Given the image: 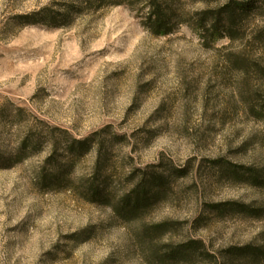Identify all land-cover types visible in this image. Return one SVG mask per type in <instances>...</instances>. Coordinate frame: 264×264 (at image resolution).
Listing matches in <instances>:
<instances>
[{
	"label": "rangeland",
	"instance_id": "374dc122",
	"mask_svg": "<svg viewBox=\"0 0 264 264\" xmlns=\"http://www.w3.org/2000/svg\"><path fill=\"white\" fill-rule=\"evenodd\" d=\"M147 1L0 0V264H264V0Z\"/></svg>",
	"mask_w": 264,
	"mask_h": 264
},
{
	"label": "trees",
	"instance_id": "16d2710c",
	"mask_svg": "<svg viewBox=\"0 0 264 264\" xmlns=\"http://www.w3.org/2000/svg\"><path fill=\"white\" fill-rule=\"evenodd\" d=\"M175 0H148V13L145 20V25L147 30L154 36H164L171 34L176 27L180 24H184L186 21L183 19H180L179 21H176V18H178V12H182L180 9L177 8L176 5H173L175 7L168 6L169 4H175ZM165 7V8H164ZM212 14L210 11L205 10L202 11V15H208ZM212 22L208 23V27H203V22L205 18H200L197 23L201 28H204V30H209L212 32H216L218 29L216 27V24L219 21L220 12H215L212 15ZM232 14L229 13L228 17L229 20H231ZM207 18V17H206ZM210 18V17H209ZM206 28V29H205ZM87 144L86 140L79 141L75 140L70 145H68L67 150L72 156H81L84 152L88 150L89 147H85ZM37 145L36 142L32 143L30 145L29 150H34ZM26 148V147H24ZM31 152V151H30ZM20 153H17L14 155L15 159H20L21 157ZM104 169L103 166H97L96 171L97 173H100V170ZM68 167L66 169H60L55 168V182L59 183L61 182L62 178L65 176V173H68ZM155 184V183H152ZM157 184V183H156ZM87 191L91 195L92 200H95L97 202H100L101 204H109V191L108 186L106 183L96 182L93 181L87 186ZM159 193H155L152 196L148 195V189L144 186H138L132 191V198L129 200L123 201V208L127 210L128 215L136 214L137 212L147 208L149 204L151 203V200L155 198ZM255 213V212H254ZM166 224H161L155 226V230H161L165 229ZM198 242H193L192 245H197ZM187 248L185 250H179V251H172L168 253L169 260H186L190 257V255L186 252ZM240 251L245 252L249 254V258L251 261H257L260 258L264 257V251L262 248H253V247H245L243 249H240Z\"/></svg>",
	"mask_w": 264,
	"mask_h": 264
}]
</instances>
